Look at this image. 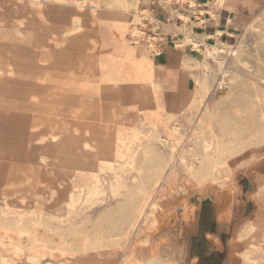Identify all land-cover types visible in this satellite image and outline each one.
Wrapping results in <instances>:
<instances>
[{
	"label": "rangeland",
	"instance_id": "rangeland-1",
	"mask_svg": "<svg viewBox=\"0 0 264 264\" xmlns=\"http://www.w3.org/2000/svg\"><path fill=\"white\" fill-rule=\"evenodd\" d=\"M77 1L40 0L37 8L30 0H0V118L15 113L20 104L31 99L44 101L52 108V103L47 101L53 100L55 95L49 87L51 77L58 72L68 74L76 70L78 58H92L87 65L90 70L87 83L91 87L98 86L109 72L119 68L140 74L144 64L139 60L135 66L130 60L124 62L123 53L125 48L137 53L148 45L146 40L136 39L132 34L133 28H137L155 37L160 53L154 68L158 89L154 92L143 83H127L123 88L124 101L130 111L156 110L163 114L156 127L142 116L133 130L126 132L125 143L133 138L141 149H153L156 148L155 137L165 136L176 128L177 134L172 137L175 151L171 173L157 183L140 185L134 180L142 163L137 152L133 163L130 159L113 161L114 175L119 182L118 195L113 198L107 194L106 200L87 202L86 177L96 168L91 157L83 164L75 161L76 171L72 174L68 163L61 164L49 157L40 160L32 150L23 145L19 147L16 138L7 134L0 123V216L9 222L16 221L21 216V206L26 203V199L21 201L19 197L30 196L36 188L44 191L38 193V201L33 203L39 212L65 213L71 221L89 231L106 210H122L138 200L159 206L157 226L147 231L144 218H140L129 234L114 232L111 237L94 239V245L87 250L80 249L71 239L48 249L30 250L25 240L10 243L9 236L0 233V264H108L109 261L121 264L124 258L139 259L142 264H199L200 255L217 259L218 264H241L238 253L244 247L233 243V232L252 218L254 185L258 183L252 173L259 174V167L264 166V0H226L221 6L216 0H195L198 6L217 16L214 22L205 15L203 23L195 16L182 22L178 14L190 15L184 2L177 5L167 0H87L85 8L79 10ZM91 9L95 10L93 16ZM141 11L156 19L159 26H151L149 19H145L143 26L131 22L130 14ZM185 28L193 39L204 41L209 50L220 49L214 57L205 58L204 73L200 66L202 61L191 48L175 45L185 39ZM218 28L225 29L230 36L208 38L216 35ZM93 46L94 55L90 56L86 50ZM229 47L235 49L234 55L227 51ZM96 60H100L102 67L95 66ZM80 70L81 74L86 68L83 66ZM203 77L207 86L202 103L189 106L193 84ZM222 80L229 84L226 91L217 88ZM101 95L100 103L106 107L115 106L121 98L118 91ZM81 99L78 95L70 97V105L63 106L64 116L81 115L77 105ZM231 115L252 119L249 131L242 134L243 139L251 141L249 152L252 154L237 163L235 175L225 189L218 188L225 179V165L220 166V174L212 185L217 202L214 195H206L207 188L196 197L194 183L180 158L190 163L192 155L201 154L203 139L213 136L216 141L210 147V155L216 150L224 154L228 146L218 128L223 116ZM76 127L83 126L76 124ZM232 141L235 143L236 139ZM18 153L22 154V161L14 160ZM162 155L168 159L167 154ZM16 167L19 170L9 175ZM50 172L52 174H48ZM242 178L254 189L248 192L238 188L237 183ZM51 181L53 193L49 190ZM43 183L46 185L41 186ZM257 192L264 197V184L260 183ZM3 204L8 207L1 208ZM146 211L149 213L148 209ZM55 227L65 233L64 224ZM210 228L215 236L209 233ZM145 237L148 240L141 245ZM206 264H209L207 260Z\"/></svg>",
	"mask_w": 264,
	"mask_h": 264
},
{
	"label": "bare ground",
	"instance_id": "bare-ground-1",
	"mask_svg": "<svg viewBox=\"0 0 264 264\" xmlns=\"http://www.w3.org/2000/svg\"><path fill=\"white\" fill-rule=\"evenodd\" d=\"M30 1L34 6L39 8L40 0ZM216 1L221 6L226 0ZM167 2H173L177 5H180L182 2L186 3V8L190 12V15L182 13L178 14L183 23L190 20V16H195L196 20L198 19L203 23L202 18L205 15L211 17L214 22H217V16L213 15L209 10H205L203 7L198 6L195 0H167ZM86 3L87 0H79L77 1L76 7L79 10H83ZM131 7L134 6L132 5ZM91 14L92 16L95 14L94 9H91ZM130 16L131 22L134 24L140 23V25L143 26L145 19L146 21L149 19L151 26H159L156 19L145 14L143 11H141L140 14L131 13ZM134 24H132V26ZM77 26L78 24L76 27ZM133 29L134 31L132 34L135 38L140 40L143 39L142 41L146 40L148 45L146 48H143V50H138L137 53H133L131 49L125 48L123 50V53L125 54L124 62L130 60L131 62H134L135 66L139 60L141 64H144V68L140 74L135 75L129 73L128 70L119 68L116 71L109 72L106 78L103 79L98 86L91 87L88 86L89 84L87 83V73L90 71L87 65L92 58H78L76 60V62H78L76 70L69 72L68 74L58 72L51 77L49 87L51 90L55 91V95L53 100L47 101L52 103V108L47 107V104L44 101L31 99L29 102L20 104L15 113H12L10 116L4 114L2 115L3 117L0 118V123L3 126L4 131L16 138L19 147L23 145L28 150H32L36 155H39L40 160L49 157L61 164H64L65 162L68 163V166H71L72 174V171H76L74 168V166H76V163H74L75 161L83 164V162L91 157L96 168L95 170L90 171L86 177L88 180V182L85 183V187H87V191L85 192L87 202L106 200L107 194H111L113 198L118 195L119 182L116 175H114L115 168L113 165V161L118 159H130V161H132L131 163H133L136 153L140 152L142 163L137 171V177L134 178V180L139 182L140 185L149 182L157 183L160 179H163L164 177L166 178L172 170V157L175 151V148L172 145V137L177 134L176 128L169 130L170 132L165 136L161 135L155 137L156 148L153 149H141V145L137 144L133 138L128 139L127 144L125 143L127 140L126 132L130 129L133 130V126L142 116L143 119L150 121L153 127H156L163 114L156 110L130 111L124 101L123 88L127 83H143L154 92L158 89V80L155 76L154 68L155 60L160 53L155 45V37L147 36L137 28ZM253 30L256 31L255 29ZM225 34L230 36V33L226 32L225 29L218 28L216 35H210L208 38L213 39ZM191 36L190 32L185 28V39L177 41L175 45L177 48H191L195 55L202 61L200 66L203 67L202 73H204V71H206L204 65L205 58L207 56L214 57L220 49L213 47L209 50L208 45L204 41H198ZM258 36L260 37V35ZM202 47L204 49H202ZM86 51L90 56L94 55L93 52L95 51V46ZM227 51L233 55L236 53L235 49L231 47L227 48ZM149 55L152 56V58ZM134 59L137 60L134 61ZM72 62L71 65H74V62ZM94 63L95 66L102 67L100 60H96ZM83 66L86 68V71L80 74V69ZM77 79L78 85L76 86ZM206 82L205 77L201 80H195L193 84L194 91L188 101L189 106L202 103L207 86ZM217 88L226 91L229 89V84L222 80L219 82ZM114 91H118V93L121 94V98L115 106L106 107L100 103V97H102L101 94ZM76 95L83 98L80 103L77 104L81 110V115L72 117L68 115L64 116L62 113L63 106L65 104L70 105L69 98ZM165 113L168 115L167 112ZM232 115L229 117L223 116V121L218 128V132L221 137L226 139V145L228 146L224 154L219 150H216L214 151L215 154H213V156L210 155V147L212 143H215L216 141L213 136L208 139H203V148L198 157L192 155V152H190L193 156L190 163L189 161L185 162L184 157L180 158V163L182 165L186 164L187 175L190 181L194 183V194L196 197L201 194L202 189L207 188L208 192L206 195H214V200L217 202V193L212 185L216 183V176L220 174V166L225 165V179L219 184L218 188L225 189L229 187L230 180L235 175L234 172L237 163L249 154H252L249 152L251 141L248 138H242V134L249 131L248 128L250 129L252 119H247L239 115ZM168 117L171 118V116ZM76 124H80L83 127L80 129L76 127ZM232 139H236L235 143ZM216 147L218 148V144ZM254 150L252 151L254 152ZM162 153L167 154L168 159L165 160ZM22 159L23 156L19 153L14 157L15 161H22ZM28 161L29 160H27V162ZM19 166L21 167V165ZM17 169L19 170V167H16L13 169L12 173L9 172L8 174L13 176ZM21 174L23 176V173ZM48 174H52V172ZM44 184L45 183L41 184V186ZM49 185V190L53 193L55 189L52 181ZM36 187H38V185ZM258 190L253 192L255 208L252 218L245 222L241 228L233 232V243L244 247L242 252L238 253L241 264H264V197L260 196L257 192ZM13 191L14 190L11 192ZM40 192L35 188L32 193L28 192L30 196L22 195L19 197L18 200L21 201L22 199H26V203L24 207L21 206L20 208L19 206L21 216L16 221L9 222L4 217L0 216V233L9 236L10 243L18 244L25 240L29 245L30 250H35L38 248L48 249L53 244H62L66 242L67 239H71V241L77 244L80 249L87 250L94 245V239L111 237L114 232L117 233V235H120L121 233L125 235L129 234L132 231V227H134L140 218H144L147 231H150L151 228L157 226V211L159 206H157L155 202L144 204L138 200L139 202L135 201L122 210H106L97 220L93 230L89 231L85 226L78 225L75 221H71L65 213L59 214L57 210L56 212L48 214L39 212L37 208L33 206V203L38 201L37 197H39L38 193ZM8 197L9 196H7V198ZM72 197L74 198V196ZM50 198L52 197L50 196ZM210 200L214 201L212 199ZM4 207L3 204L1 208ZM147 209L149 210V213H147ZM56 224H64L66 226V230H64L65 233L57 231L58 227H55ZM146 240H148V237L143 238L141 245H145L147 242ZM253 240H256V242ZM168 261L171 262L173 260ZM108 264L113 263L109 261ZM121 264L142 263L139 259L124 258Z\"/></svg>",
	"mask_w": 264,
	"mask_h": 264
},
{
	"label": "crops",
	"instance_id": "crops-1",
	"mask_svg": "<svg viewBox=\"0 0 264 264\" xmlns=\"http://www.w3.org/2000/svg\"><path fill=\"white\" fill-rule=\"evenodd\" d=\"M252 174L256 177L255 179L258 182V183H256V185H254L256 190H258L260 188V183L264 184V166L263 167H259V174L258 173H252ZM237 186H238V188L242 187L243 191H248V192H249L248 189H254V186L249 185V183L247 181H244L243 178L240 179V181H238ZM256 190H254V191H256ZM209 231H210L209 232L210 234H213L215 236L212 228H210ZM209 233H207L206 236ZM218 243L222 246V242L220 240H219Z\"/></svg>",
	"mask_w": 264,
	"mask_h": 264
},
{
	"label": "trees",
	"instance_id": "trees-1",
	"mask_svg": "<svg viewBox=\"0 0 264 264\" xmlns=\"http://www.w3.org/2000/svg\"><path fill=\"white\" fill-rule=\"evenodd\" d=\"M206 260H207V262H209V264H218V260L217 259H213V258L205 259L201 255H200V262H199V264H206Z\"/></svg>",
	"mask_w": 264,
	"mask_h": 264
}]
</instances>
